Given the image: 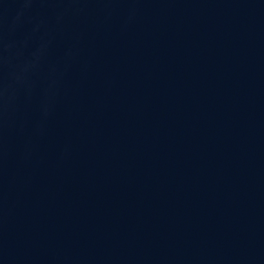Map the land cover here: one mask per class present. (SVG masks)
<instances>
[{
	"label": "water",
	"instance_id": "obj_1",
	"mask_svg": "<svg viewBox=\"0 0 264 264\" xmlns=\"http://www.w3.org/2000/svg\"><path fill=\"white\" fill-rule=\"evenodd\" d=\"M0 264H264V0H0Z\"/></svg>",
	"mask_w": 264,
	"mask_h": 264
}]
</instances>
